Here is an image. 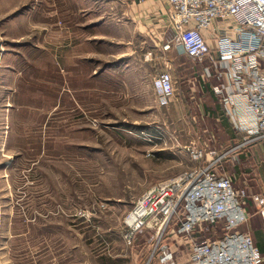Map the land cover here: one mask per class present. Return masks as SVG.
<instances>
[{
    "label": "rangeland",
    "instance_id": "obj_1",
    "mask_svg": "<svg viewBox=\"0 0 264 264\" xmlns=\"http://www.w3.org/2000/svg\"><path fill=\"white\" fill-rule=\"evenodd\" d=\"M96 2L0 0V264H186L194 242L224 232L218 221L179 234L173 217L158 239L151 230L127 235L124 218L134 201L191 168L185 147L205 141L202 130L215 126L193 122L183 97L156 103V74L169 71L181 90L198 66L172 43L163 52L140 50L133 90L122 85L123 62L96 75L125 52L109 43L114 32L100 27L107 15ZM95 15L96 55L80 62L75 23ZM236 138L224 122L221 148L205 151L221 157ZM234 155L221 158L216 173L237 176ZM236 230L257 244L264 220L255 214Z\"/></svg>",
    "mask_w": 264,
    "mask_h": 264
},
{
    "label": "built area",
    "instance_id": "obj_2",
    "mask_svg": "<svg viewBox=\"0 0 264 264\" xmlns=\"http://www.w3.org/2000/svg\"><path fill=\"white\" fill-rule=\"evenodd\" d=\"M165 1L172 30L170 43L193 62L208 63L203 75L220 80L212 91L240 141L205 164L201 162L208 144L192 141L187 145L185 150L194 165L156 183L135 200L124 218L127 235L151 230L158 239L173 217H178L179 234L220 221L223 234L194 242L186 264H264L251 234L236 230L247 221V190L234 189L231 176L215 171L221 158L264 142V0ZM205 31L212 34L213 50ZM152 90L159 106L171 103L175 91L172 74H156ZM251 199L264 220V196L252 195ZM168 260L167 256L160 259L161 263Z\"/></svg>",
    "mask_w": 264,
    "mask_h": 264
},
{
    "label": "crops",
    "instance_id": "obj_3",
    "mask_svg": "<svg viewBox=\"0 0 264 264\" xmlns=\"http://www.w3.org/2000/svg\"><path fill=\"white\" fill-rule=\"evenodd\" d=\"M97 1V4L103 2L101 5H105L104 13L107 15L105 18L106 21H101L102 25L100 26L99 16L95 15V19H92L94 14H98L97 11L92 12L93 16L85 22L82 20L75 23V27H78L81 31L74 36L76 40V45L73 48L74 54L80 62L89 57H91L90 60H93L92 57L96 54L92 44L94 38H96V35L99 33H92V31L97 30L99 26L104 29L103 26L106 25L107 29L114 32L112 36L107 35L110 41L109 43L113 46H124L125 52L115 56L117 59L112 63H104L101 68L97 69L99 71H96V75L102 74L106 69L119 68L123 62L122 69L124 70L125 77L122 79V85L125 90H133L132 87L141 80L139 76L141 66L140 50L142 51L145 46L153 45L154 48H158L160 52H163L164 45L170 43L172 30L167 24L166 14L168 4L165 0ZM100 19H103L102 16H100ZM83 29L86 30L85 33ZM102 33L104 34V30H102ZM204 35L209 47L213 50L215 43L212 39L211 32L205 31ZM136 44L138 47H135ZM179 53L183 52L180 51ZM65 54V62H67V55L72 54V49L69 50V54L67 52ZM197 64L198 66L196 67L193 79L189 78L190 76L187 77V75L183 78L182 91L175 86L176 81L173 75L175 91L171 103L183 97L182 102L185 103L186 101L195 111L191 117L193 122L199 125L206 124L207 126H215V128L206 127L202 130L203 133H205V141L202 142H207V149L209 148L217 151V148H221L222 146L223 123L228 122L222 110L219 98L212 91V88L220 83V80L215 76L206 78L203 75V67L208 65L207 62L204 64ZM185 72L186 74L188 73L187 71H184V73ZM139 132L143 134L141 130ZM236 137L235 140H238L239 136L236 135ZM202 142L199 144H202ZM212 152L213 151L205 154V160L202 161L201 164L209 163L214 159L212 157ZM235 157L238 160L235 170L237 176L232 175L233 185L238 190L243 188L246 189L249 194V197L246 199L245 212L247 218L250 220L255 214L259 215L258 206L253 202L251 196H264V142H258L257 145L251 148L249 147L235 155L234 159ZM254 209L256 213H253ZM256 246L264 257V239H258Z\"/></svg>",
    "mask_w": 264,
    "mask_h": 264
},
{
    "label": "trees",
    "instance_id": "obj_4",
    "mask_svg": "<svg viewBox=\"0 0 264 264\" xmlns=\"http://www.w3.org/2000/svg\"><path fill=\"white\" fill-rule=\"evenodd\" d=\"M235 134V133H234ZM236 135V134H235Z\"/></svg>",
    "mask_w": 264,
    "mask_h": 264
}]
</instances>
